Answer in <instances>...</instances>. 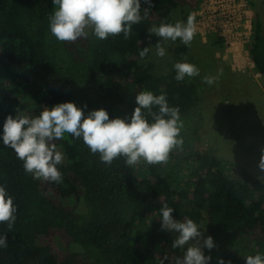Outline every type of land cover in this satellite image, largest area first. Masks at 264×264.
<instances>
[{
  "label": "trees",
  "instance_id": "obj_1",
  "mask_svg": "<svg viewBox=\"0 0 264 264\" xmlns=\"http://www.w3.org/2000/svg\"><path fill=\"white\" fill-rule=\"evenodd\" d=\"M202 1L151 0L149 7L140 0L142 19L128 39L123 33L107 40L90 34L61 42L49 29L52 0H0V137L7 116L35 117L43 107L64 102L85 115L103 108L110 119L117 118L133 90L166 94L169 106L183 116L198 102L196 86L175 80V72L155 75L145 61L148 54L141 59L139 52L148 47L153 25L171 23L169 16L179 7L190 14ZM246 1L253 15L245 49L255 72L264 75V1ZM182 139V150H173L166 163L128 166L118 157L109 166L82 140L66 135L54 141L66 158L57 165L59 184L26 173L0 139V186L16 208L10 230L0 223V235H7L0 264H175L185 249L172 248L176 234L161 228L163 203L177 220L198 224L205 215L206 237L215 245L205 248L209 264L218 259L245 264L249 255L264 256L263 182L241 168L227 175L226 163L197 138ZM183 163L190 169L180 179L175 171Z\"/></svg>",
  "mask_w": 264,
  "mask_h": 264
},
{
  "label": "clouds",
  "instance_id": "obj_2",
  "mask_svg": "<svg viewBox=\"0 0 264 264\" xmlns=\"http://www.w3.org/2000/svg\"><path fill=\"white\" fill-rule=\"evenodd\" d=\"M151 7V0H144ZM54 8L49 16L51 34L61 42H74L87 38L90 34L98 40H107L123 33L128 39L132 25L140 23V0H52ZM148 9H145L147 14ZM161 41L175 42L178 39L189 46L196 34V18L190 13L186 22H161L149 30ZM156 55L163 58L167 51L161 42L155 45ZM151 47L139 52L141 59ZM174 79L183 81L185 77H196L200 70L194 64L182 61L173 65ZM218 77L205 76L203 83L211 86ZM137 106L131 117L109 118L103 108L92 110L85 115L73 102L43 107L39 115H9L3 123V145L14 150L23 162V168L36 180L62 182V174L57 165L64 161L63 153L54 143L70 135L74 140H82L93 155L106 165L123 157L128 166L139 165L142 161L153 165L166 163L170 153L181 149L183 122L178 107H170L166 94L155 95L151 91H140L136 96ZM86 107V105L84 106ZM158 109L154 111L153 109ZM151 118V120L148 119ZM258 167L264 170V148L261 149ZM16 208L12 197L0 186V223H7L10 230L15 222ZM173 208L163 203L160 208L161 228L174 232L172 248L185 249L182 258L175 264H209L212 257L206 256L203 248L212 250L213 238L202 237L197 223L187 217L183 221L174 219ZM201 240L203 245H201ZM0 247H7V235H0ZM217 264H231L218 259ZM245 264H264V256L257 253L245 257Z\"/></svg>",
  "mask_w": 264,
  "mask_h": 264
},
{
  "label": "rangeland",
  "instance_id": "obj_3",
  "mask_svg": "<svg viewBox=\"0 0 264 264\" xmlns=\"http://www.w3.org/2000/svg\"><path fill=\"white\" fill-rule=\"evenodd\" d=\"M260 1L253 2L258 4ZM55 7L53 5V10ZM188 14L189 8L179 7L171 12L169 21L186 22ZM261 14L264 17V6ZM212 40V37L203 41L194 36L191 44L185 46L179 39L175 42L161 41L160 37L148 31L146 41L151 49L145 61L152 65L153 73L157 76L175 72L173 65L185 60L199 68L198 76H186L184 79L196 86L198 102L180 117L183 122L181 137L189 141L197 138L204 150L226 163L227 175L234 174L235 168H241L264 184V170L258 167L261 149L264 148V75L255 72L245 48L240 56H232L233 51L222 40L223 47L214 45ZM158 42L167 51L163 58L156 55L155 45ZM205 76L218 79L209 86L203 83ZM133 91V94L127 92L125 95V102L118 110L119 118H130L137 106V90ZM57 148L62 152L60 146ZM192 148L193 145H190ZM189 169L183 163L175 172L178 178L183 179ZM80 209L84 210L82 201ZM204 216L197 225L202 230V237L206 238ZM153 218V215L147 217L146 222H151ZM72 249L79 250V247L73 246Z\"/></svg>",
  "mask_w": 264,
  "mask_h": 264
},
{
  "label": "built area",
  "instance_id": "obj_4",
  "mask_svg": "<svg viewBox=\"0 0 264 264\" xmlns=\"http://www.w3.org/2000/svg\"><path fill=\"white\" fill-rule=\"evenodd\" d=\"M192 14L195 36L203 41L218 38L233 51L232 56H240L249 40L253 15L246 0H203Z\"/></svg>",
  "mask_w": 264,
  "mask_h": 264
}]
</instances>
